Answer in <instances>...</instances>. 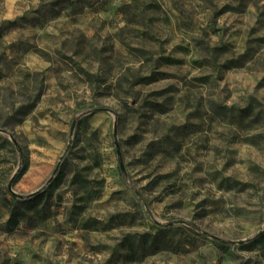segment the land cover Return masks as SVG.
<instances>
[{
    "label": "rangeland",
    "instance_id": "rangeland-1",
    "mask_svg": "<svg viewBox=\"0 0 264 264\" xmlns=\"http://www.w3.org/2000/svg\"><path fill=\"white\" fill-rule=\"evenodd\" d=\"M0 264H264V0H0Z\"/></svg>",
    "mask_w": 264,
    "mask_h": 264
},
{
    "label": "trees",
    "instance_id": "trees-1",
    "mask_svg": "<svg viewBox=\"0 0 264 264\" xmlns=\"http://www.w3.org/2000/svg\"><path fill=\"white\" fill-rule=\"evenodd\" d=\"M18 219L19 218L16 214H12L11 218L7 222V232L8 233L14 232L15 228L17 227V225L19 223ZM90 225H91L90 222H84L82 227L84 229H89L91 227Z\"/></svg>",
    "mask_w": 264,
    "mask_h": 264
}]
</instances>
